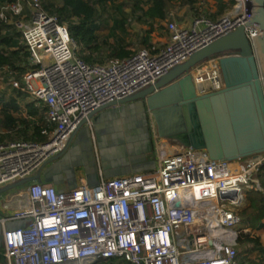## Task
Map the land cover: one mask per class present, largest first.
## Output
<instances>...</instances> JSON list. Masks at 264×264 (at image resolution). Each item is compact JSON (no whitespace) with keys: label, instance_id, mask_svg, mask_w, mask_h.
Segmentation results:
<instances>
[{"label":"built area","instance_id":"2783aa9c","mask_svg":"<svg viewBox=\"0 0 264 264\" xmlns=\"http://www.w3.org/2000/svg\"><path fill=\"white\" fill-rule=\"evenodd\" d=\"M199 4L188 24L168 12L167 40L150 43L123 59L87 64L67 28L43 10L40 0H8L0 4V22L19 32L30 69L21 76L27 98L45 107L43 143H0V189L34 175L60 150L69 131L111 101L152 85L196 50L245 26L251 0H223L219 17ZM216 4V1H215ZM205 9V11H204ZM208 15L214 16V19ZM246 38L260 35L244 27ZM195 93L223 86L216 59L189 69ZM12 88L19 84L10 78ZM25 101L18 105L23 109ZM239 161V160H237ZM264 154L232 166L212 160L204 150L157 138L154 169L104 179L94 186L80 183L57 191L32 181L14 198L15 212L1 219L21 221L3 231L5 264H237L240 208L248 194L264 193L257 172Z\"/></svg>","mask_w":264,"mask_h":264},{"label":"water","instance_id":"95a60500","mask_svg":"<svg viewBox=\"0 0 264 264\" xmlns=\"http://www.w3.org/2000/svg\"><path fill=\"white\" fill-rule=\"evenodd\" d=\"M244 24L196 50L152 85L106 103L87 118L107 107L138 101L159 139L204 150L212 160L232 162L264 154V0H251V14ZM244 27H256L260 35L249 42ZM212 58L223 86L197 95L188 71ZM58 157L45 161L34 175L1 188L0 194L46 177L44 168Z\"/></svg>","mask_w":264,"mask_h":264},{"label":"trees","instance_id":"16d2710c","mask_svg":"<svg viewBox=\"0 0 264 264\" xmlns=\"http://www.w3.org/2000/svg\"><path fill=\"white\" fill-rule=\"evenodd\" d=\"M4 1L8 0H0V4ZM180 1L183 4L195 2ZM106 2L107 0H40L43 10L55 16L67 28L70 38L80 48L78 56L87 64H101L104 59L112 57L123 59L132 53L121 41H112V45H108L107 39L99 37L98 33L104 23L102 16L106 14ZM217 2L221 10L224 9L225 4L221 0H216ZM125 7H130L137 14L138 22H162L172 8V0H147L146 4L140 0H123L116 8L121 18L113 23V30L124 31ZM19 35L12 25L0 22V69L6 68L8 79L12 77L19 84L18 88L11 87L8 97H0V143L18 140L43 143L46 137L40 135V130L46 124L45 107L39 101H27L23 109L18 105L20 100L25 101L27 98L21 76L30 69ZM257 175L264 188V165L259 168ZM239 215L242 228L249 229L250 232L238 236L240 252L236 263L264 264V246L261 247L259 238L251 233L264 228V193L248 194ZM256 250L260 251L258 258L248 259V255ZM100 263L98 261L96 264ZM106 264L112 262L107 260Z\"/></svg>","mask_w":264,"mask_h":264},{"label":"crops","instance_id":"0c3cea01","mask_svg":"<svg viewBox=\"0 0 264 264\" xmlns=\"http://www.w3.org/2000/svg\"><path fill=\"white\" fill-rule=\"evenodd\" d=\"M215 1H204L202 9L206 6L214 9ZM192 11V15L197 13L195 9ZM176 16L178 24L186 25L191 19L189 15L184 20L178 17L180 14ZM166 40L167 33H164L155 43L160 46ZM146 117L138 101L96 112L88 119L89 125L85 123L82 128L68 132L55 155L59 157L44 168L46 177L41 175L36 182L51 185L57 191H66L82 182L94 186L100 177L112 179L152 171L157 137ZM47 177L53 180H47ZM23 191L24 187L16 189L9 196L0 195V264H5L2 254L3 231L23 224L16 220L1 222V219L12 216L16 210L13 199L22 195Z\"/></svg>","mask_w":264,"mask_h":264},{"label":"rangeland","instance_id":"374dc122","mask_svg":"<svg viewBox=\"0 0 264 264\" xmlns=\"http://www.w3.org/2000/svg\"><path fill=\"white\" fill-rule=\"evenodd\" d=\"M122 1L123 0H107L106 2V14L102 16L104 23H102L98 35L101 39H107L108 45L109 44L112 45V41H121L122 44L126 45L128 49L136 51L142 47H145V45H149L150 43L157 42V38L161 37V35L166 33V24H167L166 21H162V22L153 21L151 23L138 22L136 21L137 14L132 12L130 7H125L123 10L126 15V19L124 22V31L122 32L120 30H113V26H112L113 23H115L117 20L121 18V16L117 13L116 8L117 6H119V4L122 3ZM140 1L143 4H146L147 2V0H140ZM215 6L216 9L219 10L217 13V16L219 17L221 14L224 13L223 10L226 9V7L224 6V9L221 10L218 2L215 4ZM197 7H198L197 2H186L183 4L180 0H172V8L170 9L169 12L173 14L172 15L173 19L175 16L174 20H176L177 22L176 15L180 14L181 16L178 17H180L181 20L188 18V15L192 17L193 16L192 10L195 9L196 12ZM208 16L214 19V16L211 15ZM154 36H156L157 38H155ZM143 41L144 42L147 41V42L144 43ZM106 60L108 59H104L102 62H106ZM7 76H9L7 69L6 68L0 69V97L6 98L11 94V86L9 84V81L10 78L12 77L8 79ZM27 101H31V100L27 98ZM243 160L244 159H241L239 161H232L230 163L232 166H236L238 163H242ZM15 190L11 189L0 195L7 194V196H9V194L14 193ZM241 227L242 225L237 226L236 229H240ZM251 233L259 238L261 247H263L264 228H261L260 230L257 231H251ZM243 255H241L242 256L241 258H243ZM258 255H260V251L256 250L248 255V259L256 260V258H258ZM106 261L107 260H101L100 262L106 264Z\"/></svg>","mask_w":264,"mask_h":264}]
</instances>
